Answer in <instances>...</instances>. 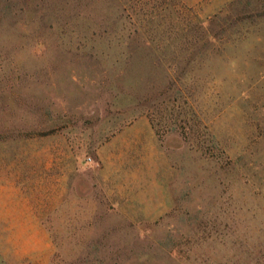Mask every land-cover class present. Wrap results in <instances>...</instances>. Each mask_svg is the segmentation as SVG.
I'll list each match as a JSON object with an SVG mask.
<instances>
[{
	"label": "rangeland",
	"instance_id": "374dc122",
	"mask_svg": "<svg viewBox=\"0 0 264 264\" xmlns=\"http://www.w3.org/2000/svg\"><path fill=\"white\" fill-rule=\"evenodd\" d=\"M0 264H264V0H0Z\"/></svg>",
	"mask_w": 264,
	"mask_h": 264
}]
</instances>
